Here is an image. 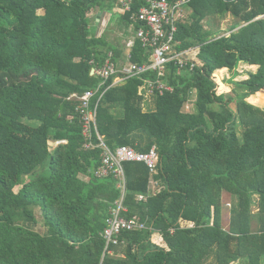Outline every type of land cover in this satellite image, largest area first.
Wrapping results in <instances>:
<instances>
[{
  "label": "trees",
  "instance_id": "1",
  "mask_svg": "<svg viewBox=\"0 0 264 264\" xmlns=\"http://www.w3.org/2000/svg\"><path fill=\"white\" fill-rule=\"evenodd\" d=\"M117 4L0 0V264H264V108L246 101L264 89V0H189L176 39L179 50L197 49L199 64L167 66L173 90L156 97L153 111L142 109V79L105 81L96 116L103 142L112 151L154 145L159 155V187L148 196L145 164L123 163V216L146 228L122 231L105 249V219L120 191L113 175H94L102 150L85 147L68 97L97 86L90 69L109 51L125 62L122 45L90 29L98 10L126 35L135 31L143 1L122 14ZM226 14L235 21L224 34L204 25ZM130 47L131 61L147 59L137 39ZM240 65L255 68L217 93L215 71L237 76Z\"/></svg>",
  "mask_w": 264,
  "mask_h": 264
},
{
  "label": "built area",
  "instance_id": "2",
  "mask_svg": "<svg viewBox=\"0 0 264 264\" xmlns=\"http://www.w3.org/2000/svg\"><path fill=\"white\" fill-rule=\"evenodd\" d=\"M133 0H118L113 8L114 13L122 14L129 11ZM143 4L137 13L132 16L139 27L135 30L134 38L139 41L141 47L147 52V59L142 63L130 60V53L125 62L118 65L113 60V53L108 52L107 58L101 66H93L90 75L100 78L97 86L87 89L81 94H71L68 98L75 99L77 105L75 111L78 114L81 125V133L85 139V147L101 148V161L94 171L96 177L113 175L117 179L119 197L109 207V214L105 219L102 237L105 240V249L110 244H116L122 231L144 230L146 225L134 218H126L123 213L126 207L123 204L125 196V174L123 163L127 161L142 162L149 171L147 195L155 194L159 182L154 178L157 172L159 155L153 145L147 152H137L134 148L125 145L115 150L109 149L98 134L96 128V116L99 102L111 85L123 83L130 78H140L143 82V99L146 95L155 98L164 92H171L172 86L165 82L167 66L173 63L179 68L189 63L190 68L199 64V60L192 52L194 49L179 50L180 41L176 39L178 24L187 20L186 6L189 0H142ZM110 14V13H109ZM108 14V15H109ZM92 61H90L91 63ZM153 74V78H142L143 75ZM113 77L111 85L105 86L107 79ZM96 135L99 143L94 145L93 135ZM145 195H139V200H144Z\"/></svg>",
  "mask_w": 264,
  "mask_h": 264
},
{
  "label": "rangeland",
  "instance_id": "3",
  "mask_svg": "<svg viewBox=\"0 0 264 264\" xmlns=\"http://www.w3.org/2000/svg\"><path fill=\"white\" fill-rule=\"evenodd\" d=\"M100 13V14H99ZM110 13V14H109ZM101 14L102 18H105L103 21H101ZM109 14V15H108ZM111 12H99L98 10L93 11L91 14H89L90 17V29L93 35L98 36L101 35L102 33L107 34V39L113 41V43H119L120 46L122 45L123 48L126 49L128 41H131L134 39L135 36V31L133 30L132 26L128 27V32L129 34H125L124 30L122 29L120 23H118L116 20H111ZM97 18V23L95 24V19ZM209 24L204 21V25L206 27H211L216 31L217 35H222L224 34L229 26L235 21L234 18L230 14H226L224 17H220L218 15H214L208 18ZM101 21V22H100ZM94 28V31H93ZM196 49L195 52H192V55L196 54ZM251 68L247 66V68L243 67V65H240L237 68V72L239 75H235L233 72L228 71L224 72L222 75H214V80L217 81V88L216 91L217 93H229L233 87L234 83H237L239 80H241L243 77H245L246 71H249ZM241 72V73H240ZM221 77V78H220ZM218 80L222 81L218 82ZM234 81V82H233ZM247 102L259 106L261 108H264V89L262 91L256 92L255 94L250 95L247 99ZM187 110L192 111L193 110V102L187 103L186 106ZM57 142L55 141H50L49 145L50 148L53 149V147L56 145ZM24 179H28V176H24ZM230 197L228 195L223 196L222 198V203L224 205V208L229 209L230 208ZM255 211V209H253ZM36 217L39 220V224L35 226V229L43 232L44 227L41 224V217L38 211H36ZM227 221V215H226V220Z\"/></svg>",
  "mask_w": 264,
  "mask_h": 264
},
{
  "label": "crops",
  "instance_id": "4",
  "mask_svg": "<svg viewBox=\"0 0 264 264\" xmlns=\"http://www.w3.org/2000/svg\"><path fill=\"white\" fill-rule=\"evenodd\" d=\"M187 12H189L188 10H187ZM100 14V13H99ZM103 16H102V14H101V21H103L105 18H102ZM96 18V17H95ZM100 21V22H101ZM98 21H97V18L95 19V24L97 23ZM93 31H94V28H93ZM132 41V40H131ZM131 41H128V43H127V47H126V49L124 48V56H125V60H126V57H127V55L130 53V50H131ZM192 49H194V51H195V49L196 48H192ZM196 51H197V49H196ZM243 67L245 68H247V65H243ZM248 67H250L251 68V70H254V68L255 67H251V66H248ZM224 72H228V70L226 69V68H221V69H218V70H216L215 71V73H214V75H216V74H219V75H222V74H224ZM246 76V75H245ZM221 78V77H220ZM243 78H245V77H243ZM242 78V79H243ZM217 82V81H216ZM218 82H221L222 83V81H219L218 80ZM155 105H156V98L153 96V95H146L145 97H144V99H143V102H142V109H143V111H153L154 109H155Z\"/></svg>",
  "mask_w": 264,
  "mask_h": 264
}]
</instances>
